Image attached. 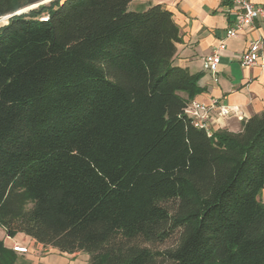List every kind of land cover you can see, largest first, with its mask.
Instances as JSON below:
<instances>
[{"label": "trees", "instance_id": "obj_1", "mask_svg": "<svg viewBox=\"0 0 264 264\" xmlns=\"http://www.w3.org/2000/svg\"><path fill=\"white\" fill-rule=\"evenodd\" d=\"M45 1L0 0L7 236L91 264H264V112L237 133L195 125L200 74L174 63L163 5ZM18 260L0 239V264Z\"/></svg>", "mask_w": 264, "mask_h": 264}, {"label": "crops", "instance_id": "obj_2", "mask_svg": "<svg viewBox=\"0 0 264 264\" xmlns=\"http://www.w3.org/2000/svg\"><path fill=\"white\" fill-rule=\"evenodd\" d=\"M155 4L170 10L180 27L182 40L177 43L174 63L200 74L201 91L190 101L211 107L207 130L240 132L245 120L264 112V51L257 64L241 63L242 53L253 42L264 41V17L239 36L227 37V30L237 17L235 7L227 0H133L129 9L145 10ZM221 42H225L226 48L212 72L207 58ZM261 199L264 202V190ZM6 245L10 247L11 243Z\"/></svg>", "mask_w": 264, "mask_h": 264}, {"label": "built area", "instance_id": "obj_3", "mask_svg": "<svg viewBox=\"0 0 264 264\" xmlns=\"http://www.w3.org/2000/svg\"><path fill=\"white\" fill-rule=\"evenodd\" d=\"M236 9L237 17L233 24L227 30V37H236L242 34L247 28L253 27L256 21L264 17V3L257 4L253 0H227ZM10 16H7L8 19ZM5 18V17H4ZM42 20H48L47 16H43ZM226 48L225 42H221L208 56L207 61L209 68L215 72L221 59V51ZM264 51V41L258 40L253 42L241 56V63L245 66H253L259 62ZM211 107L198 101H191L186 112L194 120L198 127L207 128V119L209 118ZM13 249L18 253L28 252V248L21 245H14Z\"/></svg>", "mask_w": 264, "mask_h": 264}, {"label": "rangeland", "instance_id": "obj_4", "mask_svg": "<svg viewBox=\"0 0 264 264\" xmlns=\"http://www.w3.org/2000/svg\"><path fill=\"white\" fill-rule=\"evenodd\" d=\"M48 1L49 0L43 3ZM6 17L0 19V26L4 25L8 21L9 18L7 19ZM0 239L4 240L8 244L11 243L10 247L17 244L28 248V252L18 253V264H91L90 255L86 252L81 251L73 254L64 253L54 247L38 243L23 233H19L17 237H13L11 241V239L6 237L5 233H2L1 227ZM175 243L176 240L172 239L165 244L160 245L159 248L164 249L171 247Z\"/></svg>", "mask_w": 264, "mask_h": 264}, {"label": "water", "instance_id": "obj_5", "mask_svg": "<svg viewBox=\"0 0 264 264\" xmlns=\"http://www.w3.org/2000/svg\"><path fill=\"white\" fill-rule=\"evenodd\" d=\"M49 1H50V0H49ZM36 6H37V5H36ZM36 6H33V7H30V8L24 9V10H22V11H20V12H17V14H21V13L27 12L29 9H32V8H34V7H36Z\"/></svg>", "mask_w": 264, "mask_h": 264}]
</instances>
